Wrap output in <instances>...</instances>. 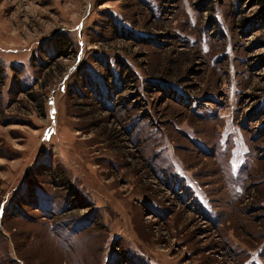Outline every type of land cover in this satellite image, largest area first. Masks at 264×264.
Returning a JSON list of instances; mask_svg holds the SVG:
<instances>
[{
    "label": "rangeland",
    "instance_id": "1",
    "mask_svg": "<svg viewBox=\"0 0 264 264\" xmlns=\"http://www.w3.org/2000/svg\"><path fill=\"white\" fill-rule=\"evenodd\" d=\"M102 1L0 0V264H264V9Z\"/></svg>",
    "mask_w": 264,
    "mask_h": 264
},
{
    "label": "trees",
    "instance_id": "2",
    "mask_svg": "<svg viewBox=\"0 0 264 264\" xmlns=\"http://www.w3.org/2000/svg\"><path fill=\"white\" fill-rule=\"evenodd\" d=\"M109 0H103L102 2H106ZM242 1V0H241ZM253 6H258L264 9V0H248Z\"/></svg>",
    "mask_w": 264,
    "mask_h": 264
},
{
    "label": "flooded vegetation",
    "instance_id": "3",
    "mask_svg": "<svg viewBox=\"0 0 264 264\" xmlns=\"http://www.w3.org/2000/svg\"><path fill=\"white\" fill-rule=\"evenodd\" d=\"M189 207H190V206H189ZM189 207H188V208H189ZM195 210H196V209H195Z\"/></svg>",
    "mask_w": 264,
    "mask_h": 264
}]
</instances>
